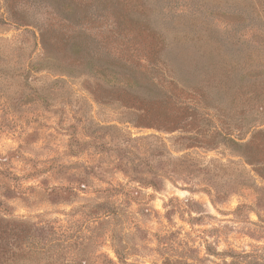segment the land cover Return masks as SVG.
I'll use <instances>...</instances> for the list:
<instances>
[{"label":"rangeland","instance_id":"obj_1","mask_svg":"<svg viewBox=\"0 0 264 264\" xmlns=\"http://www.w3.org/2000/svg\"><path fill=\"white\" fill-rule=\"evenodd\" d=\"M95 2L0 0V264H264V0Z\"/></svg>","mask_w":264,"mask_h":264},{"label":"trees","instance_id":"obj_2","mask_svg":"<svg viewBox=\"0 0 264 264\" xmlns=\"http://www.w3.org/2000/svg\"><path fill=\"white\" fill-rule=\"evenodd\" d=\"M97 2H95V4H97V8L99 7V6H101L102 8L100 9V10H102V12L99 10V12H98V9L96 10V11H94V12H96V13H93V14H91V17L88 15L89 13H87L88 12V9L85 11H81L82 12V15L81 14H79V17H78V20H80V21H82L84 24H85V22H87V24H90V23H92V21H94V22H99V19H101V18H104V16H103V11L105 10L104 9V5H105V0H96ZM52 9H53V11L51 12H49V11H47L46 13H48V14H50L51 16H55L56 17V19L62 24V26H66V27H69V28H71V19H73V18H71L72 16H73V14L74 13H76L75 11H74V9L72 10V8H71V5L69 4V3H67V4H65V6L64 7H62L61 8V5H60V8H53L52 7ZM62 9V10H61ZM48 10V9H47ZM106 14V13H105ZM33 18H35V16H32L31 17V19H30V21L29 22H33L32 20H33ZM76 18V17H75ZM77 21V20H76ZM78 24V23H77ZM117 26L119 27V29H118V34H119V36L121 35V31H123V29L120 27V25L117 23ZM82 33H84L85 34V30H83L82 29V31L81 32H79L78 33V35L77 36H82L83 34ZM88 37H89V39H90V41L88 42V41H81L80 43H77L76 45H75V48H76V50H85L86 49V52H89V53H87L89 56H91V58L92 59H95V60H97V61H99L100 59H102V57L104 56V55H106L105 54V52H104V50H105V47H104V45H102L101 43H97V41H96V43L97 44H94L93 43V37H90L89 35H88ZM85 39V38H84ZM93 44V45H92ZM114 72V71H113ZM120 76H123L124 78H126V80H127V82H128V84L130 85V86H132V85H138L139 84V82L135 79V78H132L131 76H129V75H125V74H119ZM155 86H157L156 85V83H153Z\"/></svg>","mask_w":264,"mask_h":264}]
</instances>
